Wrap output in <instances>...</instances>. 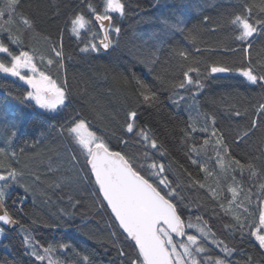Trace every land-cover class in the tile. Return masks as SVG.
Wrapping results in <instances>:
<instances>
[{"label":"trees","instance_id":"trees-1","mask_svg":"<svg viewBox=\"0 0 264 264\" xmlns=\"http://www.w3.org/2000/svg\"><path fill=\"white\" fill-rule=\"evenodd\" d=\"M91 2L103 11L105 0ZM122 2L126 4V15L113 14L121 33L118 37H111L110 51L84 54L80 52L84 43L92 41L93 34L96 35L95 42L99 43L101 34L95 23L91 33L82 32L79 38L70 33L68 21L72 14L81 10L87 13L81 0H22L20 11L34 24V29L26 30L17 21L24 50L47 58L48 45L63 35L66 73L60 70L57 75V70L48 68L40 61L39 55L36 60L42 69L51 72L61 82L66 75L70 86L72 106L57 119L63 122V117L71 115L74 108L83 113L98 132L115 134L110 137L113 148L139 157L143 149L135 138L129 139L127 145L120 142L121 138L128 139L126 133L121 137L126 113L137 110L138 125L147 126L166 148L168 155L164 159L171 177L183 186L182 194L191 205L190 210L202 217V222L211 227L217 239L222 238L236 250L231 257L234 264H245L249 255L253 264H264V256L253 246L254 242L250 243L247 237L242 240L241 234L227 231L230 216L225 215L219 206L229 207V186L259 193V185L264 183V117L259 118V127L246 142L232 144L233 138L238 139L252 120L258 119L256 108L264 102V91L246 85L244 78L237 73L213 76L208 71L214 62L239 66L250 59L253 66L264 65V38L254 39L252 48L243 53L239 51L240 44L234 39L236 30L230 23L232 14L239 12L245 3L252 7V19L255 20L261 15V0ZM4 3L5 0H0V7ZM165 20L182 22L183 31L165 29ZM2 38L7 42L6 33ZM11 47L18 51L15 44ZM230 48L238 50L228 51ZM179 50L188 52L190 59L183 61L176 54ZM9 59L0 55L4 62ZM193 62H198L206 87L197 98L195 109H192L191 100L188 104L181 102V107L177 108L169 99L173 95L170 85L179 83L181 73ZM133 75L158 91L160 99L157 104L149 106L141 99ZM161 81H168L169 86L162 88ZM28 90L17 79L0 74V146L9 154L15 151L11 163L23 173L21 184L5 189L4 206L22 227L5 231L0 241V264H34L22 241L25 231L43 246L56 242L53 254L59 262L81 264L82 258L87 256L89 264H131L135 253L116 227L110 212L102 207L94 184L70 182L77 179V171L80 176L85 172L79 166L73 169L69 160V142L59 134L58 126L52 127L57 121L50 120L49 114L38 111L32 103H21L20 99L14 98L23 97ZM236 111L240 116L234 114ZM205 114L215 116L228 143L232 144L235 158L241 162L255 160L256 176H250L247 169L241 171L237 168L232 172L231 161L227 159L228 172H224L213 143L203 146L199 132L194 134L196 146L201 149L198 159L207 165L212 175H206L191 165L184 151L182 130L189 120L197 127L202 126ZM9 121L16 125L14 139L10 136ZM188 172H191V178ZM37 175L41 178L39 182L34 179ZM232 176H235V182ZM196 178L205 184V188L193 183ZM25 186L29 188L28 192L24 191ZM21 198L22 205L14 203ZM77 200L79 204L73 207ZM246 206L254 213L249 217L251 223L258 219L255 215L259 210L256 198ZM235 211L239 214L243 208ZM193 223H196L195 215ZM59 242L67 243L69 250H60ZM210 247L214 256L223 258L224 253L215 246ZM121 249L128 253L127 257L119 255Z\"/></svg>","mask_w":264,"mask_h":264},{"label":"snow or ice","instance_id":"snow-or-ice-1","mask_svg":"<svg viewBox=\"0 0 264 264\" xmlns=\"http://www.w3.org/2000/svg\"><path fill=\"white\" fill-rule=\"evenodd\" d=\"M81 5L87 8V13L81 10L72 14L68 21L70 33L79 38L85 30L91 33L92 25L95 23L104 35L99 43H96V35L93 34L92 41L84 43L80 52L98 53L101 48L107 51L112 44L111 37L113 35L118 37L121 33V27L114 23L113 14L124 17L126 4L122 0H106L103 11L91 0H81ZM21 7L22 0H5L4 5L0 7V54L10 58L7 62L0 60V74L17 78L31 88V91H26L23 97L14 98L20 99L21 103L34 102L35 106L49 114L50 120L57 121L52 127L58 126L59 134L67 138L70 147L69 160L73 169L79 166L85 172L84 176H80L77 171V179L70 182L87 181L89 184H94L102 207L110 210L116 227L121 230L124 239L135 253L131 264H234L231 257L236 250L222 238L217 239L211 227L206 222H202V217L190 210L191 205L187 204L182 194L183 186L171 177L170 168L164 159L168 155L166 148L159 143L158 138L147 126L138 125L137 110L132 109L126 113L121 137L126 133L128 139L121 138L120 142L127 145L129 139L135 138V142L143 149L139 157L129 156L127 152L113 148L110 137L115 134L98 132L92 122L74 108L71 115L63 117V122L57 119L72 106L71 89L66 75L62 82L54 78L51 72L45 71L37 64L38 53H30L23 49L17 21L21 22L26 30L34 29V24L30 17L23 15L20 11ZM260 12L261 15L253 20L252 7L245 3L240 6L239 12L232 14L230 23L236 30L234 39L239 42V51L243 53H247L252 48L254 39L264 38V0H261ZM163 23L167 30L183 31L180 27L182 22L165 20ZM4 33L7 34V42L2 38ZM189 34L192 35V32L190 31ZM13 44L17 46L18 51L13 50L11 47ZM227 50L236 52L238 49ZM176 54L183 61L190 59L186 51L179 50ZM39 59L48 68H55L57 75L60 70L66 73L62 34L48 45L47 58L39 55ZM208 71L213 76L237 73L244 78L246 85L264 91V65L253 66L250 59L239 66L214 62ZM181 75L182 79L179 83L170 85L173 95H170L169 99L177 108L181 107V102L188 104L191 100L192 109H195L197 98L206 87L198 62L189 63ZM133 79L136 80L140 97L146 104L154 106L159 102V93L152 85L136 78L135 75ZM167 86H169L168 81H161L162 88ZM234 114L240 116L239 111ZM255 114L258 119L252 120L248 129L244 130L238 139L233 138L232 144L239 145L246 142L254 134V130L259 127V118L264 117V102L257 105ZM9 127L10 136L14 139L17 136L16 125L9 121ZM197 132L202 134L203 146L213 143V150L224 172H228V167L225 166L227 159L231 161L232 172L239 168L241 171L247 169L250 176L257 175L255 160L241 162L240 159L235 158L231 151L232 144L228 143L227 136L219 128L215 116L207 114L202 126L197 127L189 120L182 130L184 151L191 165L196 166L199 171L212 175L207 170V165L198 159L201 149L195 142L194 134ZM15 156V151L9 154L0 146V202L6 199L5 189L22 183L23 173L11 163ZM188 175L191 178V172H188ZM34 179L39 182L41 178L37 175ZM232 180L235 182V176H232ZM193 183L202 189L205 188V184L201 183L199 178ZM24 191L28 192L29 188L25 186ZM228 191L231 193L229 207L225 209L223 204L219 205L224 210V214L230 216L226 225L227 231L241 234L242 240L245 237L249 238V242H254L253 246L258 248L261 256H264V183L259 185V193L232 186L228 187ZM253 198L257 200L259 210L255 215L258 219L249 223V217L254 213L246 205L250 204ZM14 203L22 205L23 198ZM78 204L77 200L72 206ZM239 208H243V212L237 214L235 209ZM194 215L196 223H193ZM4 226L22 227L20 221L7 210H0V236L4 235ZM193 229L194 232L190 231ZM22 241L26 253L33 258L34 264L36 262L44 264L45 261L47 264H56L52 258L53 244L56 242L43 246L27 231L22 236ZM210 246H215L224 253L223 258L214 256L213 248ZM58 248L68 251L69 245L59 242ZM119 255L127 257L128 253L121 249ZM81 264H89L87 256L82 258ZM245 264H253L250 255Z\"/></svg>","mask_w":264,"mask_h":264},{"label":"water","instance_id":"water-1","mask_svg":"<svg viewBox=\"0 0 264 264\" xmlns=\"http://www.w3.org/2000/svg\"><path fill=\"white\" fill-rule=\"evenodd\" d=\"M105 23H107V22H105ZM96 25H97V24H96ZM97 27H98V29H99V26H98V25H97ZM99 31H100V30H99ZM99 34H101V39H102L104 33L100 31ZM110 49H111V45H110V47H109V49H108L107 51H104V50L101 48V50H102L103 52H105V53L109 52ZM0 210H6V208H5V206H4V202H0ZM108 211L110 212V210H108ZM109 214H110V213H109ZM4 227H5V231H8V232H12V231L16 230V228H18V226L15 227V228H13V227H11V226H4Z\"/></svg>","mask_w":264,"mask_h":264},{"label":"rangeland","instance_id":"rangeland-1","mask_svg":"<svg viewBox=\"0 0 264 264\" xmlns=\"http://www.w3.org/2000/svg\"><path fill=\"white\" fill-rule=\"evenodd\" d=\"M105 3H106V0H105ZM86 31V30H85ZM84 31V32H85ZM0 55H2V54H0ZM4 75V74H3ZM15 79H17V78H15ZM18 80V79H17ZM19 81V80H18ZM20 83H22L23 85H25L22 81H20ZM25 86H27V85H25ZM28 87V91H31V88L29 87V86H27ZM30 103H32L34 106H35V104H34V102H30ZM37 109H38V111H42V112H44V110H42V109H39L38 108V106H35ZM23 231V229L21 230V232ZM4 236H5V232H4V235L3 236H0V241H1V239H3L4 238ZM52 258L56 261V264H66L65 262H59L57 259H55V256H54V254H52ZM44 264H47V261H45L44 262Z\"/></svg>","mask_w":264,"mask_h":264}]
</instances>
